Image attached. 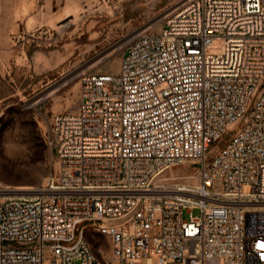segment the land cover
Instances as JSON below:
<instances>
[{"label": "built area", "instance_id": "obj_1", "mask_svg": "<svg viewBox=\"0 0 264 264\" xmlns=\"http://www.w3.org/2000/svg\"><path fill=\"white\" fill-rule=\"evenodd\" d=\"M51 136L55 181L0 187V264H264V0H186Z\"/></svg>", "mask_w": 264, "mask_h": 264}, {"label": "rangeland", "instance_id": "obj_2", "mask_svg": "<svg viewBox=\"0 0 264 264\" xmlns=\"http://www.w3.org/2000/svg\"><path fill=\"white\" fill-rule=\"evenodd\" d=\"M185 1L0 0L1 188L55 181L52 117L76 111L81 74L116 73L127 43Z\"/></svg>", "mask_w": 264, "mask_h": 264}, {"label": "bare ground", "instance_id": "obj_3", "mask_svg": "<svg viewBox=\"0 0 264 264\" xmlns=\"http://www.w3.org/2000/svg\"><path fill=\"white\" fill-rule=\"evenodd\" d=\"M105 4V3H104ZM91 10V9H90ZM89 10V11H90ZM67 17V16H66ZM77 17V16H76ZM72 21V20H71ZM74 21V20H73ZM64 22V21H63ZM66 22V21H65ZM69 23H71L70 21H68L64 26H67ZM62 26V27H64ZM75 31V30H74ZM28 193H33V191L31 190L30 187H17L15 190L12 191V195H25ZM28 195H35V193L33 194H28Z\"/></svg>", "mask_w": 264, "mask_h": 264}, {"label": "snow or ice", "instance_id": "obj_4", "mask_svg": "<svg viewBox=\"0 0 264 264\" xmlns=\"http://www.w3.org/2000/svg\"><path fill=\"white\" fill-rule=\"evenodd\" d=\"M261 247L264 248V244H262Z\"/></svg>", "mask_w": 264, "mask_h": 264}]
</instances>
